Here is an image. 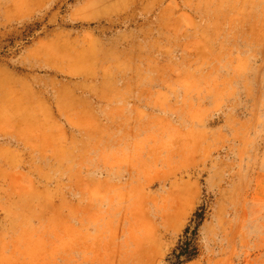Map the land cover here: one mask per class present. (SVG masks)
<instances>
[{"label":"rangeland","instance_id":"1","mask_svg":"<svg viewBox=\"0 0 264 264\" xmlns=\"http://www.w3.org/2000/svg\"><path fill=\"white\" fill-rule=\"evenodd\" d=\"M0 264H264V0H0Z\"/></svg>","mask_w":264,"mask_h":264}]
</instances>
